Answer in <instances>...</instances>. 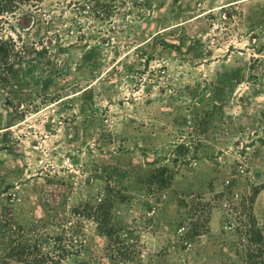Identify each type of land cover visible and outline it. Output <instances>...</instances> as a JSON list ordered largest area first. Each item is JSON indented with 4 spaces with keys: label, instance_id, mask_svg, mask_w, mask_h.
I'll return each mask as SVG.
<instances>
[{
    "label": "rangeland",
    "instance_id": "374dc122",
    "mask_svg": "<svg viewBox=\"0 0 264 264\" xmlns=\"http://www.w3.org/2000/svg\"><path fill=\"white\" fill-rule=\"evenodd\" d=\"M18 7L0 34L37 58L0 80V264H242L230 202L258 188L264 224V0ZM106 195L122 257L88 211Z\"/></svg>",
    "mask_w": 264,
    "mask_h": 264
},
{
    "label": "trees",
    "instance_id": "16d2710c",
    "mask_svg": "<svg viewBox=\"0 0 264 264\" xmlns=\"http://www.w3.org/2000/svg\"><path fill=\"white\" fill-rule=\"evenodd\" d=\"M36 1L37 0H0V19H4L3 14L14 13V10L18 9L20 4ZM17 48L14 38L6 34H0L1 81H8L9 78H14L16 76L14 75V72H19V68H17L19 65L22 68L24 67L25 77H30L29 67L35 58H37L35 55L31 56V54L35 53V51L30 50L27 52H20ZM147 182L159 185L161 178L158 175L152 174ZM225 193H228V191L219 193V196L222 197ZM257 193L258 188H254V191L251 192L249 196L242 195L238 197L235 203L230 202L231 206L229 208L233 210L236 215L233 216V224H228V227L230 228L228 233L230 241L232 242L231 248L242 264H264V224L258 222L253 209L254 198ZM111 205L112 202L106 195L103 199H99L89 206L88 211L96 221L98 228L108 237L112 252H115V255L118 254L122 257L124 254L123 252L122 254L119 253V242L114 235L116 231L108 222L109 208ZM10 253L8 252L4 255V258L2 259L4 264L9 263L6 260L7 257H11V259L25 264L59 263L58 259L51 256L49 253L38 252L37 255H33L30 250H25L24 252V249L17 250L14 254ZM57 257H59L58 254Z\"/></svg>",
    "mask_w": 264,
    "mask_h": 264
}]
</instances>
